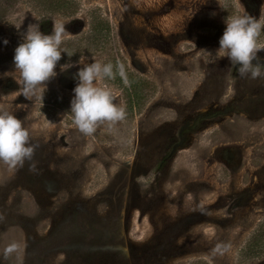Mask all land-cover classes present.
<instances>
[{
	"label": "rangeland",
	"instance_id": "obj_1",
	"mask_svg": "<svg viewBox=\"0 0 264 264\" xmlns=\"http://www.w3.org/2000/svg\"><path fill=\"white\" fill-rule=\"evenodd\" d=\"M80 2L110 22V45L83 59L107 64L112 50L122 59L126 79L113 69L99 85L126 115L78 130L79 61L56 67L43 100L19 96L5 73L14 40L34 23L24 6L0 5V107L37 126L31 162L13 171L0 162V264H241L264 222V75L241 77L216 50L224 20L264 16V0H233L226 14L220 0ZM54 23L66 40H85L84 13L40 31ZM128 82L138 88L133 110ZM218 244L227 251L213 253ZM256 249L244 264H264V238Z\"/></svg>",
	"mask_w": 264,
	"mask_h": 264
},
{
	"label": "clouds",
	"instance_id": "obj_2",
	"mask_svg": "<svg viewBox=\"0 0 264 264\" xmlns=\"http://www.w3.org/2000/svg\"><path fill=\"white\" fill-rule=\"evenodd\" d=\"M224 23L225 29L219 39L216 54L220 58L226 57L230 64L237 65L241 77L256 79L264 75V56L259 55L264 51V44L258 42L264 30V16L254 17L244 12L227 17ZM70 36L63 24L57 26L54 23L52 33L48 35L43 34L37 25L28 27L23 42L14 50V71L5 73L20 86L17 91L19 96L34 102L43 100L47 82L57 75L55 69L62 53L69 56L67 50L62 51L60 46ZM3 43L7 45L8 41L4 40ZM78 63L83 67L73 75L77 83L70 101V113L78 130L91 135L99 124H107L111 128L124 120L125 108L115 102L110 90L99 85L104 78H114L113 65L95 60L88 64L83 58ZM71 67V64H62L60 71H67ZM116 74L126 79L123 65H117ZM36 127V124L27 125L12 111L0 107V162L6 164L10 171L32 161L36 146L31 143V134ZM33 167L30 164V170ZM227 248V245L218 244L213 253L227 251Z\"/></svg>",
	"mask_w": 264,
	"mask_h": 264
},
{
	"label": "trees",
	"instance_id": "obj_3",
	"mask_svg": "<svg viewBox=\"0 0 264 264\" xmlns=\"http://www.w3.org/2000/svg\"><path fill=\"white\" fill-rule=\"evenodd\" d=\"M223 4L225 14L233 9V0H220ZM0 5L14 10L15 5L24 6L30 11L34 25H37L41 31L48 30L52 23L57 19L73 20L77 19L81 13H84L87 20V30L85 40L73 38L64 40L61 44V50H67V54L62 53L61 60L57 66L62 64L77 63L80 58H85L92 50L100 49L110 45L112 40V29L109 20L104 16L101 9L93 7L86 11L83 10L80 0H0ZM0 7V8H1ZM5 10V9H3ZM7 12V11H5ZM14 27V23H7ZM0 38L2 33L0 30ZM23 42V38L14 40L12 45V52L14 55L15 48ZM110 63L113 69L117 72V65L121 64V60L116 54H113ZM3 57L0 56V65L3 64ZM124 92L128 98V107L135 109L134 99L138 97V88L134 83L128 82L124 87ZM264 238V222L257 228L251 239L246 243L245 248L241 251V264L253 256L259 255L263 252L261 249L257 250L258 242Z\"/></svg>",
	"mask_w": 264,
	"mask_h": 264
}]
</instances>
